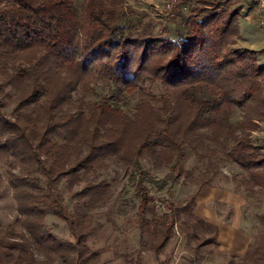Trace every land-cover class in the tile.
<instances>
[{
    "label": "trees",
    "instance_id": "obj_1",
    "mask_svg": "<svg viewBox=\"0 0 264 264\" xmlns=\"http://www.w3.org/2000/svg\"><path fill=\"white\" fill-rule=\"evenodd\" d=\"M124 4L0 0V162L8 165L0 187L7 182L17 212L0 226V264H36L38 253L69 264L93 260L85 211L102 206L109 187L90 178L110 159L127 166L134 185L136 201L124 200L114 212L121 218L134 211L136 251L119 255L125 264H144L145 253L163 264L158 256L175 228L195 243L196 256L218 246V228L193 214L209 184L195 177L200 167L186 169L192 156L201 165L223 155L246 176V198L255 188L264 192V139L252 138L264 121V64L257 52L232 48L253 4L188 0L169 26L154 32L141 22L131 35L133 11ZM193 89L208 97H191ZM89 96L94 100L85 102ZM145 157L160 159L168 172L152 176ZM179 181L194 192L184 205L157 213L150 189ZM48 217L63 222L73 242L58 239ZM240 262L264 264V236Z\"/></svg>",
    "mask_w": 264,
    "mask_h": 264
},
{
    "label": "rangeland",
    "instance_id": "obj_2",
    "mask_svg": "<svg viewBox=\"0 0 264 264\" xmlns=\"http://www.w3.org/2000/svg\"><path fill=\"white\" fill-rule=\"evenodd\" d=\"M167 2L168 0H124V7L133 11V14L128 16L129 24L126 32L129 35L134 33L141 22L150 25V30L154 32H158L164 26H169V20L173 18L164 15V5ZM243 13L239 20L241 39L246 45H254L252 50L255 51L258 41L264 40V30L256 21L255 11L248 14L249 21L245 20V11ZM241 44L239 39L232 48L240 49ZM257 58L259 64H264V50L257 53ZM190 95L199 99L208 97L204 89H193ZM89 100L93 101L94 98L86 97L85 102ZM132 106L133 102H130L124 110L129 112ZM263 130L264 121L259 124V130L252 133V138L262 139ZM223 158V155H218L213 158L212 163L205 160L200 165L196 157L192 156L185 164L186 169H191L195 165L200 167L199 174L201 172L202 176L196 172L195 177L209 184L200 189L193 207V214L198 219L218 228L221 246L200 248L199 256H196L193 252L195 243L189 242L188 244L185 236L175 228L174 236L168 241L162 254L158 256L159 262L163 264H241L240 259L243 258L249 246L264 236V192H258L255 188L257 193L246 198L244 194V190L247 189L246 176L237 166ZM142 165L156 178H161L168 172L158 158L145 157ZM105 166V169L96 171L95 175L90 178L91 184H105L109 189L107 199L102 206L85 211L87 219L84 224L90 230V237L85 242L87 252L96 255L88 264H125L119 255H129L136 251V232L132 224L135 218L134 211H132L133 208L127 210L129 212L121 218H118L114 212L124 200L136 201L134 185L125 164L117 159H110L105 162ZM7 169V163L0 162V172L4 177ZM195 187L189 181H179L168 185L160 192L150 189L151 196L157 200L155 211L160 213L166 210L170 203L184 205ZM59 188L67 204L68 201L70 202L68 189L63 184ZM16 217L12 192L7 182L4 181L0 187V226L11 224ZM109 218L118 228L113 229L108 225ZM47 223L58 239L73 242L63 222L54 217H48ZM235 233H244L248 237V244L243 254L227 252ZM35 256L36 264H69L64 258H58V256L54 259H46L41 253ZM142 257L144 264H155L156 258L153 254L145 253Z\"/></svg>",
    "mask_w": 264,
    "mask_h": 264
},
{
    "label": "crops",
    "instance_id": "obj_3",
    "mask_svg": "<svg viewBox=\"0 0 264 264\" xmlns=\"http://www.w3.org/2000/svg\"><path fill=\"white\" fill-rule=\"evenodd\" d=\"M249 13H247V15L245 14V20L249 21L250 20V16L248 15ZM240 28V34H241V27ZM240 41L242 42L240 49H248V50H252L253 46L252 44L246 45V43L241 39V35H240ZM258 47L255 50L257 53L261 52L262 50H264V40L261 42L260 40L258 41ZM261 46V47H260ZM261 50V51H260ZM264 132V130H263ZM264 134V133H263ZM264 139V135L263 138ZM222 201V200H220ZM231 204V203H229ZM220 233L218 230V238H217V244H218V248L221 246V241H220ZM248 244V237L246 234L244 233H235L233 235V238L231 240V244H229V248H228V253H234V254H243L245 253L244 251L246 250V246Z\"/></svg>",
    "mask_w": 264,
    "mask_h": 264
},
{
    "label": "built area",
    "instance_id": "obj_4",
    "mask_svg": "<svg viewBox=\"0 0 264 264\" xmlns=\"http://www.w3.org/2000/svg\"><path fill=\"white\" fill-rule=\"evenodd\" d=\"M188 0H168L164 5V15L169 18H175L179 8H185ZM254 6L256 21L261 29L264 30V0H248Z\"/></svg>",
    "mask_w": 264,
    "mask_h": 264
}]
</instances>
